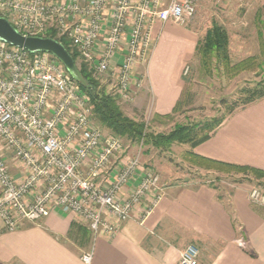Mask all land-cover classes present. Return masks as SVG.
Masks as SVG:
<instances>
[{"label": "built area", "instance_id": "1", "mask_svg": "<svg viewBox=\"0 0 264 264\" xmlns=\"http://www.w3.org/2000/svg\"><path fill=\"white\" fill-rule=\"evenodd\" d=\"M194 13V0H0V17L20 34L65 39L88 69L113 77L126 102L141 87L138 68L147 64L156 26L185 25ZM88 105L55 58L0 42V235L59 209L93 238L114 237L135 207H145L143 216L155 208L165 190L159 175L97 128ZM248 199L264 208L261 188ZM92 259V251L80 257ZM177 264H198V249L186 247Z\"/></svg>", "mask_w": 264, "mask_h": 264}, {"label": "crops", "instance_id": "2", "mask_svg": "<svg viewBox=\"0 0 264 264\" xmlns=\"http://www.w3.org/2000/svg\"><path fill=\"white\" fill-rule=\"evenodd\" d=\"M198 42L187 23L156 26L147 64L138 68L143 74L138 106L150 97L155 118L174 113ZM192 153L264 172V99L231 113ZM126 154L131 156L128 149ZM160 183L165 190L155 208L143 216L145 207H135L114 237L93 238L82 221L52 209L36 224L0 235V264H83L87 251L93 253L91 264H177L190 245L198 249V264H264V208L250 204L248 186L224 193L210 184H166L161 178ZM131 188L122 189V200Z\"/></svg>", "mask_w": 264, "mask_h": 264}, {"label": "rangeland", "instance_id": "3", "mask_svg": "<svg viewBox=\"0 0 264 264\" xmlns=\"http://www.w3.org/2000/svg\"><path fill=\"white\" fill-rule=\"evenodd\" d=\"M194 3L195 13L188 19L187 28L196 32L199 44H203L207 31L216 25L227 32L230 67L248 58L257 59L260 65L232 77L219 62L210 58L204 60L201 54L196 53L186 66L189 71L184 77L183 97L177 111L162 119L154 117L150 97L144 99L146 101L141 108L137 104L139 95L137 90L134 100L126 102L120 98L113 77L99 75L85 66L99 81L105 93L119 97L118 104L123 114L142 123L144 134L153 137L148 144L143 138L133 143L123 138H116L131 155L139 152L142 164L153 169L162 182L166 184L177 182L176 184L179 185L210 184L224 193L236 185L248 186L249 190L251 188L264 190V180H256L250 174L243 175L231 171L214 172L194 166L186 155L190 150L186 143L173 142L168 147L154 143L158 137L168 135L179 127L188 129L200 127L205 132L213 122L243 107L240 102L241 90L264 81V0H194ZM50 36L59 39L56 35ZM66 43L76 54V50L71 48L67 41ZM77 63L83 64L78 58ZM83 93L86 94L84 91ZM88 99V106L92 109L91 120L101 129L95 124L94 106L89 96ZM233 106L236 107L235 110L230 111Z\"/></svg>", "mask_w": 264, "mask_h": 264}, {"label": "trees", "instance_id": "4", "mask_svg": "<svg viewBox=\"0 0 264 264\" xmlns=\"http://www.w3.org/2000/svg\"><path fill=\"white\" fill-rule=\"evenodd\" d=\"M61 44L68 50L79 71L87 82V88L78 83L76 84L91 99V102L94 106L93 113L95 124L103 131L113 135L114 137L123 138L132 143L139 142L143 138L145 143L148 144L153 137L144 134V125L126 117L119 107V97L117 95L105 93L104 90L101 89L99 81L96 80L90 72H88L86 66L84 64L77 63V55L68 48L65 39L61 40ZM228 44L229 40L227 32L221 27L215 25L211 30L207 31L203 44L201 45L198 42L196 53L201 54L204 60L206 58L216 60L232 77L236 76L239 72L252 70L260 65L257 59L248 58L240 64L230 67L228 58ZM241 94L240 102L243 104L242 108L264 99V81L256 84L253 87L241 90ZM178 105H180V102ZM235 108V106L231 107L230 111H234ZM176 111L177 109H175L174 112ZM227 116H224L223 119L221 118L219 121L213 122V125H211V127L208 126L205 132H203V129L200 127L195 129L179 127L168 135L158 137V140L154 141V143L163 147H168L173 142L186 143L190 148L186 155L194 166L214 172L231 171L242 173L243 175L250 174L256 180H264L263 171L249 167L234 166L212 161L198 157L192 153V150L195 147L209 140L211 135L223 123ZM79 229L82 231V233L86 234V230L83 227H79Z\"/></svg>", "mask_w": 264, "mask_h": 264}, {"label": "water", "instance_id": "5", "mask_svg": "<svg viewBox=\"0 0 264 264\" xmlns=\"http://www.w3.org/2000/svg\"><path fill=\"white\" fill-rule=\"evenodd\" d=\"M0 42L29 52L46 53L55 58L73 81L87 88V82L68 50L52 38L26 37L20 34L6 19L0 17Z\"/></svg>", "mask_w": 264, "mask_h": 264}]
</instances>
